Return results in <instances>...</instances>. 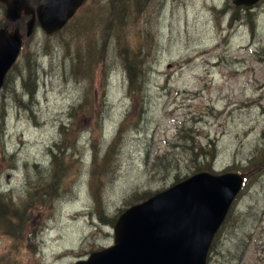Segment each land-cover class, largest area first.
Instances as JSON below:
<instances>
[{"label": "rangeland", "instance_id": "obj_1", "mask_svg": "<svg viewBox=\"0 0 264 264\" xmlns=\"http://www.w3.org/2000/svg\"><path fill=\"white\" fill-rule=\"evenodd\" d=\"M234 1L87 0L61 32L24 37L0 91V201L24 222L15 235L0 225V264H75L111 247L122 211L195 175L182 149L194 136L215 147L200 157L209 173L248 178L208 264H264V1L250 17ZM129 62L144 81L135 99Z\"/></svg>", "mask_w": 264, "mask_h": 264}, {"label": "water", "instance_id": "obj_2", "mask_svg": "<svg viewBox=\"0 0 264 264\" xmlns=\"http://www.w3.org/2000/svg\"><path fill=\"white\" fill-rule=\"evenodd\" d=\"M0 0L6 22L0 29V91L24 45L39 26L62 31L87 0ZM264 0H235L252 8ZM29 17L27 31L20 29ZM14 26V30L10 28ZM246 176L201 172L125 210L114 226V244L75 264H208L214 239L241 193Z\"/></svg>", "mask_w": 264, "mask_h": 264}, {"label": "trees", "instance_id": "obj_3", "mask_svg": "<svg viewBox=\"0 0 264 264\" xmlns=\"http://www.w3.org/2000/svg\"><path fill=\"white\" fill-rule=\"evenodd\" d=\"M123 3H125V1ZM122 6H123V11L125 9H127V6L125 7V4H123ZM236 10H238L239 13H240L241 10H243V13L246 12L247 17L251 16L250 9H248L246 7H238L237 6ZM132 54H133V57L136 59L137 55L135 53H132ZM131 57H132V55H131ZM139 66H141L140 69H142V66H144V65L142 63H140ZM132 67H133V64L130 63V62L125 65V69H126V72L128 74V78L130 79V93H131L132 98L135 99L136 93H137L136 89L138 87H141L142 85H144V81H142L141 77L137 78V76L135 75V71L136 70H133ZM69 132L70 131L68 129L67 130L63 129L62 130V134L64 136H63V140L61 141V143H57L56 145L52 144V145L49 146L50 154H52V157H53V161L52 162H54V163L56 162L57 164L60 163L59 161L61 160V158L59 157V154L62 153V152H65L62 146L65 145L66 140L68 139ZM194 137L193 138L191 137L188 140V145L186 147H183L182 149H184V151L186 153L188 152L189 155L191 156V162L193 163L192 165H193V169H194V174L200 173V172H209V170H210L209 163L208 162H204V161H200V159H202L200 157L204 156L205 157V161H206V159H210L212 161L214 159L215 155H210V154L215 150V147L214 146L213 147L208 146V147L205 148L202 145L197 144V142L195 141ZM117 142H118V138H115L114 142L111 144V150H109V152L110 151L112 152V151L115 150ZM202 152H203V155H202ZM108 154H109V157H111V154L110 153H108ZM98 155L99 154H96L94 156V158H93L95 162L97 160L96 158H97ZM197 160L199 162H197ZM35 167L37 169L39 168V169L44 170V171L49 169L47 167L44 168L43 166L39 167L37 165ZM50 170L51 171L53 170L52 178H56V176H57L56 173H57L58 169L54 165H51ZM47 171H49V170H47ZM229 171L230 170H228L226 172H229ZM242 172L244 173V171L241 170V174H242ZM35 176H36V174H35ZM36 179L39 180V177L36 176ZM246 181H248L247 177H246L245 183H246ZM46 190L48 191V189H46ZM47 195L50 198L54 197V199L56 197H58L57 195L53 196V194H52V192L50 190H49ZM44 196L46 197V194H44ZM96 199H97V203H98L97 214L102 217L101 201L98 198H96ZM0 202H1L0 204H2V205H0V225L2 224V226H7L8 233L15 235L17 233V230L20 227V225L24 222V219H22V218L20 219L19 218L20 214L18 212H15L16 218H18V219L14 218L15 215L12 214V209L13 208L10 206V204L4 203L5 201L4 202L0 201ZM124 211H122L120 213V215ZM228 217H227V219H228ZM227 219H226V221H227ZM117 220L116 221H112L113 226H115ZM12 226H13V228H12ZM22 240H24V238H22Z\"/></svg>", "mask_w": 264, "mask_h": 264}, {"label": "flooded vegetation", "instance_id": "obj_4", "mask_svg": "<svg viewBox=\"0 0 264 264\" xmlns=\"http://www.w3.org/2000/svg\"><path fill=\"white\" fill-rule=\"evenodd\" d=\"M36 0H33L32 2L34 3ZM26 18L27 16H22V18ZM22 18H21V20H22ZM28 18V17H27ZM29 20V19H28ZM20 22H22V21H20ZM26 26H27V24H26ZM20 29H21V32H22V34H25L24 32H23V29H22V25L20 24ZM14 30V27H11L10 28V31H13Z\"/></svg>", "mask_w": 264, "mask_h": 264}]
</instances>
